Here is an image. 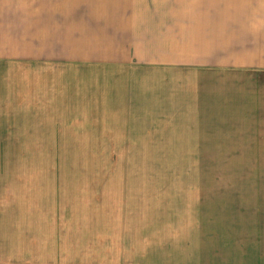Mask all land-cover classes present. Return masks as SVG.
Segmentation results:
<instances>
[{
	"label": "crops",
	"instance_id": "crops-1",
	"mask_svg": "<svg viewBox=\"0 0 264 264\" xmlns=\"http://www.w3.org/2000/svg\"><path fill=\"white\" fill-rule=\"evenodd\" d=\"M50 109L63 112L53 125L105 121L123 141L152 132L170 153L159 157L264 158V0H0V142L19 141L6 123L18 112ZM6 204L0 263L14 261V240L48 253L65 216L35 197ZM225 212L219 252L245 249L223 264H264L254 216Z\"/></svg>",
	"mask_w": 264,
	"mask_h": 264
},
{
	"label": "rangeland",
	"instance_id": "rangeland-1",
	"mask_svg": "<svg viewBox=\"0 0 264 264\" xmlns=\"http://www.w3.org/2000/svg\"><path fill=\"white\" fill-rule=\"evenodd\" d=\"M61 113L26 117L21 111L16 125L6 120L11 139L19 141L0 142V210L8 200L35 197L51 219L62 224L58 217L66 218L48 253L32 254L42 249L14 240L12 264L231 263L245 248L239 243L226 256L219 252L225 209L254 216L246 218L248 235L253 227L257 236L264 232V158L159 157L170 153L155 152L152 132L140 142L123 141L105 121L85 120L87 126L76 129L53 125Z\"/></svg>",
	"mask_w": 264,
	"mask_h": 264
}]
</instances>
